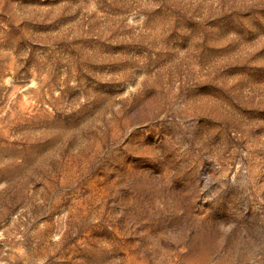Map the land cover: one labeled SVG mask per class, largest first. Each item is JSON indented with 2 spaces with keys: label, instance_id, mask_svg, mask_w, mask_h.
Listing matches in <instances>:
<instances>
[{
  "label": "rangeland",
  "instance_id": "374dc122",
  "mask_svg": "<svg viewBox=\"0 0 264 264\" xmlns=\"http://www.w3.org/2000/svg\"><path fill=\"white\" fill-rule=\"evenodd\" d=\"M0 264H264V0H0Z\"/></svg>",
  "mask_w": 264,
  "mask_h": 264
}]
</instances>
